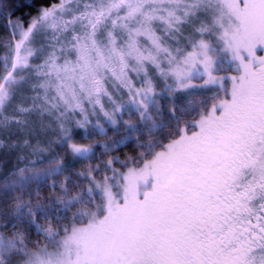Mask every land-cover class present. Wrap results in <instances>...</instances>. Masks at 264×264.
<instances>
[{
	"label": "snow or ice",
	"instance_id": "6c2138e0",
	"mask_svg": "<svg viewBox=\"0 0 264 264\" xmlns=\"http://www.w3.org/2000/svg\"><path fill=\"white\" fill-rule=\"evenodd\" d=\"M14 11L0 264H264V0Z\"/></svg>",
	"mask_w": 264,
	"mask_h": 264
},
{
	"label": "trees",
	"instance_id": "16d2710c",
	"mask_svg": "<svg viewBox=\"0 0 264 264\" xmlns=\"http://www.w3.org/2000/svg\"><path fill=\"white\" fill-rule=\"evenodd\" d=\"M50 2H55V0H8L7 6L3 10V13H0V36L7 35L8 29L5 27V19L13 7L15 8L14 14L12 16L13 19L21 16L22 14L25 18H27L29 14L35 15L37 9L47 6ZM97 151H99V148H97ZM130 151L131 145L129 144L127 147L121 149L120 153L118 154L122 155L123 152ZM22 154L23 153L19 149L13 152H9L7 149H0V173L7 172L14 165L19 164L20 161L17 160V156ZM71 159V157H66V160ZM83 166V163L74 164L76 169H81Z\"/></svg>",
	"mask_w": 264,
	"mask_h": 264
},
{
	"label": "rangeland",
	"instance_id": "374dc122",
	"mask_svg": "<svg viewBox=\"0 0 264 264\" xmlns=\"http://www.w3.org/2000/svg\"><path fill=\"white\" fill-rule=\"evenodd\" d=\"M258 54H260V55H264V52H261V53H258ZM109 135H111V133H109ZM80 142H81V143H88L87 140H81Z\"/></svg>",
	"mask_w": 264,
	"mask_h": 264
}]
</instances>
